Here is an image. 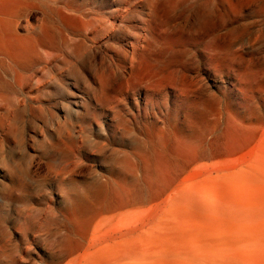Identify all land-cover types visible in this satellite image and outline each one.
<instances>
[{
	"label": "rangeland",
	"instance_id": "374dc122",
	"mask_svg": "<svg viewBox=\"0 0 264 264\" xmlns=\"http://www.w3.org/2000/svg\"><path fill=\"white\" fill-rule=\"evenodd\" d=\"M57 1L0 55V264H264V0Z\"/></svg>",
	"mask_w": 264,
	"mask_h": 264
},
{
	"label": "bare ground",
	"instance_id": "6f19581e",
	"mask_svg": "<svg viewBox=\"0 0 264 264\" xmlns=\"http://www.w3.org/2000/svg\"><path fill=\"white\" fill-rule=\"evenodd\" d=\"M55 3H58V1L57 0H0V55H2L4 58L8 59L11 62H14L15 60L18 59V57L21 58L24 54L30 52L33 47L30 40L23 39L15 33V29L13 28V21H12L13 16H17L19 13H24L27 10H29L31 7H34L36 5H40L43 9L47 10L49 15L55 13L58 14L62 13V11L58 8L52 9L46 7V5L48 4H55ZM83 3L85 2L83 1ZM200 4H199L200 7L202 6L206 7L208 6L209 2L205 1L204 3H200ZM64 6L66 8H69V5L67 4Z\"/></svg>",
	"mask_w": 264,
	"mask_h": 264
}]
</instances>
